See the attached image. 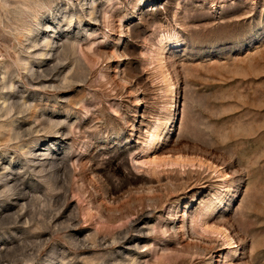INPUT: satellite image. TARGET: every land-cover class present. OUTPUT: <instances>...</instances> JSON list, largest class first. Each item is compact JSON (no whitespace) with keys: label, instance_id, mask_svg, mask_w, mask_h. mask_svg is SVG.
Returning a JSON list of instances; mask_svg holds the SVG:
<instances>
[{"label":"rangeland","instance_id":"374dc122","mask_svg":"<svg viewBox=\"0 0 264 264\" xmlns=\"http://www.w3.org/2000/svg\"><path fill=\"white\" fill-rule=\"evenodd\" d=\"M0 264H264V0H0Z\"/></svg>","mask_w":264,"mask_h":264},{"label":"bare ground","instance_id":"6f19581e","mask_svg":"<svg viewBox=\"0 0 264 264\" xmlns=\"http://www.w3.org/2000/svg\"><path fill=\"white\" fill-rule=\"evenodd\" d=\"M226 237H228V236H226ZM225 239H226V238H225ZM230 243H232V242H230ZM226 244H229V241H228Z\"/></svg>","mask_w":264,"mask_h":264}]
</instances>
